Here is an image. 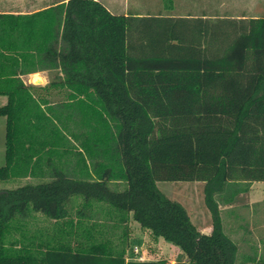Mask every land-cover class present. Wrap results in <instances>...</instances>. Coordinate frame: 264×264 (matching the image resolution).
I'll return each instance as SVG.
<instances>
[{
    "label": "trees",
    "instance_id": "trees-1",
    "mask_svg": "<svg viewBox=\"0 0 264 264\" xmlns=\"http://www.w3.org/2000/svg\"><path fill=\"white\" fill-rule=\"evenodd\" d=\"M0 94V181L28 178L0 187V264H168L126 258L131 219L183 250L170 264H237L219 202L264 180V15L0 12ZM158 180L204 181L211 231Z\"/></svg>",
    "mask_w": 264,
    "mask_h": 264
},
{
    "label": "crops",
    "instance_id": "crops-1",
    "mask_svg": "<svg viewBox=\"0 0 264 264\" xmlns=\"http://www.w3.org/2000/svg\"><path fill=\"white\" fill-rule=\"evenodd\" d=\"M46 1L47 0H0V12L29 13L44 8L52 3L64 0H52L49 4H46ZM100 1L105 4V0ZM222 1L223 0H172V4L168 8L162 4V8L157 7L154 12L149 9L150 7H145L142 10L134 9L133 12L139 15L149 13L155 14L160 12L163 14L182 16H220L225 15L220 12ZM249 1V4H247L248 6H256V4H259L258 2H261L260 5H258L261 9V13L247 15L240 12L236 15L232 14L226 16H263L264 0ZM122 13L127 12L124 11ZM43 71L47 70L36 71L29 74ZM260 183H264V180H253L247 190L238 192L232 200L228 202H219V211L223 230L238 244L237 264H264L259 262L261 260L264 261V185H260ZM197 204L198 205L188 204L191 211L187 210V212L192 223L197 227V229L201 232L208 233L212 229L210 212L207 207H204V205H199V202ZM126 258L128 259L127 255ZM145 259L158 258L146 257ZM185 259L186 257H183L182 260ZM252 259L256 260L254 262H250ZM166 261L170 264L174 260L166 259Z\"/></svg>",
    "mask_w": 264,
    "mask_h": 264
},
{
    "label": "rangeland",
    "instance_id": "rangeland-1",
    "mask_svg": "<svg viewBox=\"0 0 264 264\" xmlns=\"http://www.w3.org/2000/svg\"><path fill=\"white\" fill-rule=\"evenodd\" d=\"M105 0V5L113 12L122 13L124 11H133L134 9H149L154 12L156 8H162V4L165 6L164 0ZM52 0H47L46 4L51 3ZM249 0H223L220 12L225 15H236L237 13H245L252 15L261 13V2L256 6H248ZM147 3V4H146ZM180 11V10H179ZM54 71H43L33 74L23 75V79L27 82L45 84L53 76ZM35 77H39V81H34ZM6 101V96L0 94V106ZM5 116L0 113V165L5 163ZM28 178H19L8 181H0V187H13L17 184H22L27 181ZM158 187L165 192L167 196L172 199L180 201L187 210H190L188 204H195L199 202V205L206 207L203 201V181L200 180H158ZM264 185V183H260ZM199 207V206H198ZM39 224L49 223L52 221L44 222V217L37 214L36 220ZM131 234L129 245L126 255L128 258H137L142 253L144 257L150 258H163L182 260L186 257L183 250L176 244L164 239L162 236H156L150 232L148 228L142 227L138 221H130ZM139 247V252L133 251L134 246ZM169 261V260H168ZM173 261V262H174Z\"/></svg>",
    "mask_w": 264,
    "mask_h": 264
},
{
    "label": "built area",
    "instance_id": "built-area-1",
    "mask_svg": "<svg viewBox=\"0 0 264 264\" xmlns=\"http://www.w3.org/2000/svg\"><path fill=\"white\" fill-rule=\"evenodd\" d=\"M133 251H134L135 253H138V252H139V247L135 245V246L133 247ZM132 259H140V260H144L145 257H144V255H143L142 253H140V254L137 256V258H132Z\"/></svg>",
    "mask_w": 264,
    "mask_h": 264
},
{
    "label": "bare ground",
    "instance_id": "bare-ground-1",
    "mask_svg": "<svg viewBox=\"0 0 264 264\" xmlns=\"http://www.w3.org/2000/svg\"><path fill=\"white\" fill-rule=\"evenodd\" d=\"M40 80V78L39 77H36L35 79H34V81H39Z\"/></svg>",
    "mask_w": 264,
    "mask_h": 264
}]
</instances>
